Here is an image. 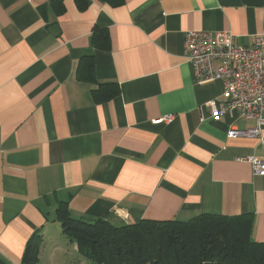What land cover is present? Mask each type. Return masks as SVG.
<instances>
[{"label":"crops","instance_id":"1","mask_svg":"<svg viewBox=\"0 0 264 264\" xmlns=\"http://www.w3.org/2000/svg\"><path fill=\"white\" fill-rule=\"evenodd\" d=\"M190 30L251 47L264 0H0L1 261L21 264L38 234L37 264L45 251L49 264L72 253L67 264H88L55 220L59 205L114 225L249 215L264 242V176L237 160H264V146L228 135L253 120L209 117L223 82L194 83Z\"/></svg>","mask_w":264,"mask_h":264},{"label":"trees","instance_id":"2","mask_svg":"<svg viewBox=\"0 0 264 264\" xmlns=\"http://www.w3.org/2000/svg\"><path fill=\"white\" fill-rule=\"evenodd\" d=\"M106 1L112 6L123 2ZM55 220L81 256L94 264H264V242L251 238L249 215L200 213L185 221L142 219L114 225L106 217L74 219L59 205ZM41 241V235L29 237L21 264L38 263Z\"/></svg>","mask_w":264,"mask_h":264},{"label":"built area","instance_id":"3","mask_svg":"<svg viewBox=\"0 0 264 264\" xmlns=\"http://www.w3.org/2000/svg\"><path fill=\"white\" fill-rule=\"evenodd\" d=\"M183 56L192 65L194 83L223 82L221 98L205 102L209 117L219 119L234 112L253 120L252 127L232 126L228 135L257 137L264 146V33L255 37L253 46L245 47L235 44L229 31L190 30L185 33ZM237 160L249 162L255 175L264 176L263 159L247 156Z\"/></svg>","mask_w":264,"mask_h":264},{"label":"rangeland","instance_id":"4","mask_svg":"<svg viewBox=\"0 0 264 264\" xmlns=\"http://www.w3.org/2000/svg\"><path fill=\"white\" fill-rule=\"evenodd\" d=\"M57 241H58V239H57ZM61 242H62V240H61ZM54 243H56V241H54ZM52 243H50V245H51ZM67 249V248H66ZM70 254V253H69ZM73 254H75V253H72V254H70V256H69V258H59L58 259V261L61 263V261H62V263L61 264H67V262H69V260H65V259H72V258H74L76 255H73ZM50 251H45V253H44V257H43V263L42 264H49V261H50ZM89 263L88 264H94L93 262H91V261H88Z\"/></svg>","mask_w":264,"mask_h":264}]
</instances>
